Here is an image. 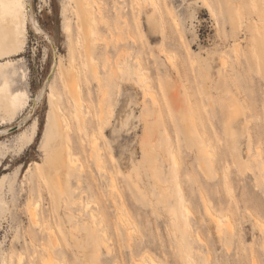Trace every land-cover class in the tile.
Returning a JSON list of instances; mask_svg holds the SVG:
<instances>
[{
	"label": "rangeland",
	"instance_id": "374dc122",
	"mask_svg": "<svg viewBox=\"0 0 264 264\" xmlns=\"http://www.w3.org/2000/svg\"><path fill=\"white\" fill-rule=\"evenodd\" d=\"M77 2L31 0L47 37L23 19L25 0H0L1 29L14 48L0 60V264H16L19 251L30 264H41L48 251L55 264H82L86 247L98 254L86 251L84 264H135L146 253L175 264L178 247L165 206L173 200L159 197L169 186L164 143L176 158L189 208L192 227L178 231L187 245L207 253L191 240L197 232L216 256L239 260L233 264H250L254 256L264 264V0H209L213 15L202 0H157L158 13L149 0H98L99 8L87 0L88 47ZM70 52L80 106L58 68ZM136 71L154 100L144 98ZM55 102L70 122L61 135L67 164L57 161L53 143L45 146L56 131L46 125ZM158 108L162 127L154 123ZM12 126L18 128L8 132ZM92 137L100 166L90 152ZM46 154L52 161L44 170ZM36 201L45 220L38 224L28 214ZM114 201L136 226L131 235L117 223ZM204 204L230 214L232 240H218ZM91 212L93 241L85 236L94 228Z\"/></svg>",
	"mask_w": 264,
	"mask_h": 264
},
{
	"label": "bare ground",
	"instance_id": "6f19581e",
	"mask_svg": "<svg viewBox=\"0 0 264 264\" xmlns=\"http://www.w3.org/2000/svg\"><path fill=\"white\" fill-rule=\"evenodd\" d=\"M202 1H203L204 6L210 12V14L213 15L215 11H214L213 6L209 2V0H202ZM25 2H26V4H25V14H24L25 17L23 19H25L27 21V23H30L31 27L35 30V32H43L48 37L47 33L44 32L43 29L40 28L39 24L35 20L34 11H33L32 6H31V0H25ZM93 2L99 8L98 0H93ZM77 4H78L76 6L77 11L78 10L79 11H83V14H82V16L80 17V20H79V28L82 29V32H83V34L85 36L84 38L86 40L85 44L87 45L89 43V41H90L89 38H88L89 33H90L91 30H93V27H92V12H91V10L88 7L87 0H78ZM149 4H150V7L152 9H154V13H158L159 12V10H158L159 6L157 4V0H149ZM63 20H64V18L62 17V22H63ZM1 22L2 21L0 19V60L5 58V57H8V56L12 55V52H13V49H14L13 46H10V45L8 46L7 45V43H9V41H10L11 35L7 33V30L2 31V29H1L2 28L1 24L2 23ZM64 28H65V31H63V32H65V33L69 32L68 31L69 30V25H65ZM10 33L13 34L12 31H10ZM11 42H13V40ZM87 47H88V45H87ZM160 50H163V49H160ZM164 52L165 51H163V54H164ZM85 53L88 54V48L87 49L85 48ZM68 57H69V59H68V64L67 65H63L61 61L58 63V68H59L60 73L62 75V85L68 89V93L70 94L71 98L73 99L75 105L80 106L81 97H80V93H79V91H80L79 90V83H78V80H77V75L75 74V69H74L75 67H74V64H73V54L70 52L68 54ZM54 62H55V57H54ZM54 62H53L51 70L53 69ZM121 70H122V68H121ZM95 71H96V68H95ZM142 73H140L139 71L138 72L136 71V75L138 77L137 80L139 81V84H140V85L139 84L138 85L140 87L142 86V92H143L144 98H148L150 100H154V97H153V94H152L153 91H151L150 87L142 79V77H141ZM136 84H137V82H136ZM45 85H46V83H45ZM46 94L49 97V99L56 100L55 99L56 95H55V93L52 90L46 91ZM53 110L54 109L50 108V111L46 115V121H47L46 125H48L50 122H52L54 128L56 129V131H51L50 130L49 133L46 135L45 146H47L48 143H53V145L55 147V154L59 157V159L57 161L59 163L61 162V164H64V163L67 164V162L69 161L68 160L69 156H67V154L65 153V148H66L65 144H67V143H65L66 142L65 141V137H62L61 135H62V132L68 127V124L70 122H68V118H66V116L63 114L61 106H60V104L58 102H55V111L53 112ZM52 114H53V116H52ZM161 114H162V112H161V110H159V108L154 111V123H155L156 126H160V127H162V125H163V123H162V118L163 117H162ZM81 119H82V117H81ZM69 126H70V124H69ZM60 137L62 139H59ZM96 139H97V137H92L88 141H89V147H90V150H91L90 152H92L91 154H94V155L97 156L99 154L98 152H99L100 148H98L97 145H96L97 144V140ZM164 144H165V146H163L164 148L161 151L162 153L161 152L160 153H161V155L164 158L168 159L167 176L169 178L168 179L169 183L167 184V186L169 185L168 186L169 190L167 189V191H165V192H160L161 194H159L160 195L159 197L164 202L168 201L169 199L173 200V205L172 206H167V205H165V206H166L167 218H168L169 223L171 225L172 232L174 230V233H175V236H176V240L175 241H176L177 247H178L177 248L178 249L177 250L178 251V258H177L175 264H233V263L239 262V260H237L234 257H232V258H230V257H219V256H216L215 254H213L211 252V248L212 247L208 244L207 240L205 241L197 232L193 233V237L191 238V240H194L196 242V246H198V247H200L201 245L202 246L204 245L205 249L207 250V253H205V254L202 253L200 251V249H198V248H195V247L191 248L190 246H188L187 242H186V237L181 235V234L180 235L178 234V231H180V230L188 231V230L191 229L192 226H191L190 221L188 219V216H189V211L188 210H189V208H187V204L185 203L184 195L182 194V190H181V187H180L179 181H178V177L179 176H178V167H177L176 158L174 157L173 153L170 151L169 146L166 143H164ZM207 151L208 152L210 151L209 148L207 149ZM54 159H56V158H54ZM101 159L97 156V160L96 161H97V165L98 166H100L101 163H102ZM207 160L211 161V158H207ZM51 161H52V158H50V156L48 154H46V156L43 159V164H42L44 170H45L46 167H48V165L51 163ZM260 164H261L260 167L263 170L264 169L263 161L260 162ZM211 165H212V163H211ZM112 177L114 178V176H112ZM114 182H115V180H114ZM170 182H171V186H170ZM114 186L116 187L115 183L111 184V187L114 190H116ZM163 188H165V186ZM161 190H164V189H161ZM117 192H118V190H117ZM120 197H121V195H120ZM121 199H122V197H121ZM203 199H205V198L203 197ZM89 202H91V201H89ZM206 202H205V204H207ZM88 203L87 202L85 203V207H88ZM114 204H115V210H116V218H117V221H118L117 223L122 228H124L129 235H131L130 234V233H132L131 229L133 231L135 229V228L133 229L132 226L133 227H136V226L132 225V222L129 221L130 218H129L128 212L124 211V209L121 208L120 205L116 204L115 201H114ZM205 204H204L205 213L211 219V221H212V223L214 225L215 233H216L215 235L217 236L218 240L220 242H225L224 240H226V241L232 240L235 237V235H236V228H235V222L232 221L230 214H228V213L227 214L218 213L215 210L213 211L211 206H210V208L209 207H205L207 205L209 206V203L207 205H205ZM38 205H39V203H37V201H36V203H32L29 206V211H28L29 218L32 220V222H34L36 224H38L40 222H45V220L42 218L41 214L37 211V206ZM255 218H256V216H255ZM89 220L91 221L92 227H94V228L89 230V231H87L85 236L89 240L93 241L94 240V236L93 235H94V233H96V232H94L95 229H96L95 228V226H96V222H95L96 214L94 212H91L89 214ZM256 220H258V219L254 220L255 223H256ZM259 222H260V220H259ZM100 223H99V225H100ZM84 224H85V222H84ZM74 225H76V224H74ZM259 226H261V225H259ZM262 226H264V225L262 224ZM76 229H77V227H76ZM48 230L50 231V229H48ZM51 232H53L52 229H51ZM188 234H189V232H188ZM129 241H130V239H129ZM29 242L33 243L31 239L29 240ZM55 243H56V241H55ZM80 245L81 244H79L78 247ZM104 247H106V246H104ZM262 248L264 250V241L262 243ZM79 249H81V248H79ZM85 249H86V251L88 253L87 247ZM106 249H108V248H106ZM250 249H252V248H250ZM86 251H84L85 254H84V252H81L83 254V258L81 260L82 264H84L87 261L88 254L90 253V251H89V253L87 254ZM93 252L94 253H90V254H93L94 256H96L97 252L96 251H93ZM35 253L36 252L33 251L34 256H35ZM33 254H32V256H33ZM90 254H89V256H90ZM145 255L142 256L139 260H137V261L135 260L136 261L135 264H164L165 263V262L163 263V261L161 259L155 258V257L150 256V255L148 256L147 253ZM80 257H82V256H80ZM90 259H91L90 262H92L93 259L89 258V260ZM11 260H12V256H10V261ZM15 260H16V264H30L29 255L26 253V251H19L17 254H15ZM56 260L57 259H55L51 255V253L49 251L48 252H44V253H42L40 255V263L41 264H55ZM250 264H258L257 261H256V258L254 256L251 259Z\"/></svg>",
	"mask_w": 264,
	"mask_h": 264
},
{
	"label": "water",
	"instance_id": "95a60500",
	"mask_svg": "<svg viewBox=\"0 0 264 264\" xmlns=\"http://www.w3.org/2000/svg\"><path fill=\"white\" fill-rule=\"evenodd\" d=\"M51 73H52V70L50 71V74L48 75L47 79H49V76L51 75ZM16 128H17V126H12V127H10V128L8 129V132H9V131H12V130H14V129H16Z\"/></svg>",
	"mask_w": 264,
	"mask_h": 264
},
{
	"label": "snow or ice",
	"instance_id": "6c2138e0",
	"mask_svg": "<svg viewBox=\"0 0 264 264\" xmlns=\"http://www.w3.org/2000/svg\"><path fill=\"white\" fill-rule=\"evenodd\" d=\"M20 5H15V7H19Z\"/></svg>",
	"mask_w": 264,
	"mask_h": 264
}]
</instances>
